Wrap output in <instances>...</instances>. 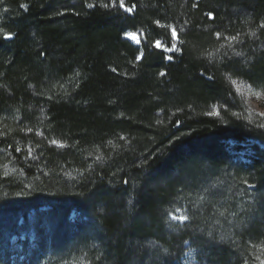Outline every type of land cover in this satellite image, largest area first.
I'll return each mask as SVG.
<instances>
[{
  "label": "trees",
  "instance_id": "16d2710c",
  "mask_svg": "<svg viewBox=\"0 0 264 264\" xmlns=\"http://www.w3.org/2000/svg\"><path fill=\"white\" fill-rule=\"evenodd\" d=\"M124 5L135 7L0 0L2 254L8 263L20 218L49 207L45 253L67 247L55 221L68 224L76 210L83 221L69 245L84 264H177L187 242L196 243L199 260L207 254L205 264H251L264 257V150L234 163L225 144L240 150L262 139L231 81L264 89V0ZM128 32L140 36L138 46ZM157 40L175 51L155 47ZM219 183L222 192H213ZM248 185L259 207L243 233L211 245L210 225L201 237L190 221L169 235L175 201H206L208 209L229 201L219 208L238 214L233 187Z\"/></svg>",
  "mask_w": 264,
  "mask_h": 264
},
{
  "label": "rangeland",
  "instance_id": "374dc122",
  "mask_svg": "<svg viewBox=\"0 0 264 264\" xmlns=\"http://www.w3.org/2000/svg\"><path fill=\"white\" fill-rule=\"evenodd\" d=\"M137 36L140 40V36L138 34ZM124 38L136 46L139 45L134 43L126 35L124 36ZM231 85L239 96V98L244 103L245 116L248 119V122H250V124L256 127V130H258L257 135H259L262 139H248L246 143L242 145L243 147L240 150L236 149L235 143L232 140H229L226 141L225 149L232 162L249 164L251 158L254 156V152L252 150L253 148L257 147L259 150H264V127H261V125H264V89L262 91L254 90L244 82L237 80L233 82L231 81ZM221 186H224V183H219L215 186V189L212 191L216 193H221ZM232 194V196H234L236 200V203H234L233 205L235 206V210L239 212L238 214H235L231 210L225 211L224 208H219L221 206H227V203H229V201H222L221 203H218V207H209V209L204 204L207 203L206 201L204 203L199 201L197 203L191 202L189 204L175 201L172 206L168 208L169 210L167 212V219L169 224L166 227L169 235L176 234L177 230L174 227H182L188 224L190 221L193 226L195 225V230L201 237L204 236V225H210L209 230L206 232L205 235V241H207V243L211 245L221 244L223 239H233L234 233H243V229L246 226L251 225L256 220V209L259 207L257 201L258 197L256 196L257 194L253 192V187L249 185L246 189H236L235 187H233ZM262 195L264 196V191H261L258 196ZM228 196H230V194H228ZM245 206H247V214L246 211L243 212ZM253 207H255L256 209H254ZM48 212L49 207H43L38 209L37 211L29 212L26 215L25 220H23L22 218L19 219L17 228L23 227V234L22 236L13 234L10 235L8 244L9 250L7 253L9 261L8 263L6 262L5 255L2 254V250L0 249V264L85 263L84 260L81 258L79 251H74L73 248H70L72 245H69L71 244L73 235L76 232V225L83 221V218L76 210L71 211L67 220L68 224L63 223L61 225V223L57 224V220L55 221L54 232L58 231L59 233H62V235H64L63 237L66 236L65 239L67 240V247L64 248L67 249L65 250L63 247H58V249H55L58 252H61V256L55 259H53L56 256L54 252L55 250L53 252L51 251L50 253H45L47 251L51 238V233L49 231L48 225L45 222V218L49 216ZM239 215L244 217H241L242 220L240 223H235V219ZM211 217H216L218 220H221L222 224H219L220 222L217 223V219L216 222L215 219H209L208 222L203 221V219H208ZM9 222L8 220H5L4 222H1V224L3 225V227H6L7 225V228L10 229L11 224L8 225ZM224 226H227V229H224ZM56 228H58V230H56ZM229 233L232 235L230 236L231 238L225 237ZM0 237L1 240H3L2 238L5 237V234ZM248 243L249 242L246 240L245 244ZM195 244L196 243L193 242H187L184 244L182 257L178 259L177 264L206 263L205 260L207 258V254L201 256L199 260L197 255L198 251L195 248ZM245 259H243L244 261L241 264H249L248 259L247 261ZM45 261L46 263H44ZM251 264H264V257H255Z\"/></svg>",
  "mask_w": 264,
  "mask_h": 264
},
{
  "label": "snow or ice",
  "instance_id": "6c2138e0",
  "mask_svg": "<svg viewBox=\"0 0 264 264\" xmlns=\"http://www.w3.org/2000/svg\"><path fill=\"white\" fill-rule=\"evenodd\" d=\"M89 6L91 7V5H89ZM21 7H24V5H21ZM120 7H121V8H124V10H125L126 12H129V13H130V12L133 11V8H134L135 6L133 5L132 8L125 7V5H124V0H120ZM157 23L159 24L158 21H157ZM125 35H126L129 39H131L134 43H136V44H140V40H139V38H138V36H137L136 33H134V32H128V33H125ZM176 36H177V34H176L175 29H172V38H173V39H176ZM154 46L157 47V48H164V50H165V51H168V52L175 51L174 48H165L164 45L162 44V42L159 41V40H157V41L155 42V45H154ZM142 55H143V53H141V56H138L137 59H141ZM169 59H171V57H169ZM161 75H164V73H161ZM261 127H264V125H261ZM53 143H56V142L53 141ZM174 219H175V217H174ZM181 219H184V218H181Z\"/></svg>",
  "mask_w": 264,
  "mask_h": 264
},
{
  "label": "bare ground",
  "instance_id": "6f19581e",
  "mask_svg": "<svg viewBox=\"0 0 264 264\" xmlns=\"http://www.w3.org/2000/svg\"><path fill=\"white\" fill-rule=\"evenodd\" d=\"M23 234V233H22ZM22 234L20 236H22Z\"/></svg>",
  "mask_w": 264,
  "mask_h": 264
}]
</instances>
